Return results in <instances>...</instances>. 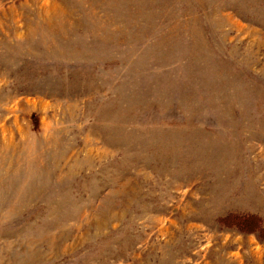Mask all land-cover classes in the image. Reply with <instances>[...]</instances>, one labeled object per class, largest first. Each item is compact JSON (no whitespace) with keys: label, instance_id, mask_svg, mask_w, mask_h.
<instances>
[{"label":"rangeland","instance_id":"1","mask_svg":"<svg viewBox=\"0 0 264 264\" xmlns=\"http://www.w3.org/2000/svg\"><path fill=\"white\" fill-rule=\"evenodd\" d=\"M0 264H264V0H0Z\"/></svg>","mask_w":264,"mask_h":264},{"label":"trees","instance_id":"2","mask_svg":"<svg viewBox=\"0 0 264 264\" xmlns=\"http://www.w3.org/2000/svg\"><path fill=\"white\" fill-rule=\"evenodd\" d=\"M235 221H238V224H243L244 225V230L245 228H250V224L252 223V219L250 217H238L234 219ZM251 230L249 229L247 232H250ZM253 232V231H252Z\"/></svg>","mask_w":264,"mask_h":264}]
</instances>
